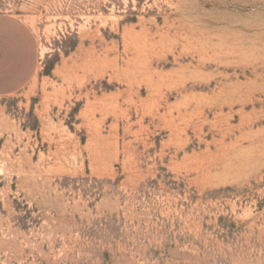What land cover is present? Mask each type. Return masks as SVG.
I'll return each instance as SVG.
<instances>
[{"label": "rangeland", "instance_id": "1", "mask_svg": "<svg viewBox=\"0 0 264 264\" xmlns=\"http://www.w3.org/2000/svg\"><path fill=\"white\" fill-rule=\"evenodd\" d=\"M40 73L0 98V264H264V0H0Z\"/></svg>", "mask_w": 264, "mask_h": 264}, {"label": "crops", "instance_id": "2", "mask_svg": "<svg viewBox=\"0 0 264 264\" xmlns=\"http://www.w3.org/2000/svg\"><path fill=\"white\" fill-rule=\"evenodd\" d=\"M40 41L24 19L0 14V98L29 88L40 73Z\"/></svg>", "mask_w": 264, "mask_h": 264}]
</instances>
